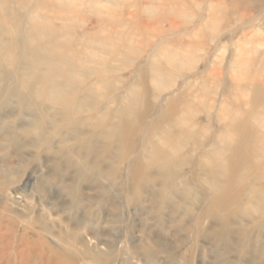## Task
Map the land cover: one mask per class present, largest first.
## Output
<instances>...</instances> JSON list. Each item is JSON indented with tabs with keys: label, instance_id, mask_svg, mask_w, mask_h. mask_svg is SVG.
Wrapping results in <instances>:
<instances>
[{
	"label": "rangeland",
	"instance_id": "374dc122",
	"mask_svg": "<svg viewBox=\"0 0 264 264\" xmlns=\"http://www.w3.org/2000/svg\"><path fill=\"white\" fill-rule=\"evenodd\" d=\"M0 9L22 46L56 30L82 70L55 97L31 57L0 61V264H264V180L210 210L240 124L264 132V0Z\"/></svg>",
	"mask_w": 264,
	"mask_h": 264
},
{
	"label": "bare ground",
	"instance_id": "6f19581e",
	"mask_svg": "<svg viewBox=\"0 0 264 264\" xmlns=\"http://www.w3.org/2000/svg\"><path fill=\"white\" fill-rule=\"evenodd\" d=\"M0 14H3L1 9ZM0 20L7 22V19H3L1 16ZM5 22L3 23L5 24ZM12 30L7 28L0 29V61L8 62L10 65H15L17 69L19 67L27 69L30 66L28 58L31 57L30 59L34 64H36V67L41 72L44 71L43 78H41V84H43L42 91H51L55 97H57V95L61 96V94L67 90L68 85L70 84V79H73L76 76V73H78L77 71H82L80 68H76L77 71L74 70L76 65L73 63L74 61L72 62L70 60L72 59L70 55L71 53L69 54L66 50L68 46H66L67 48L65 47V39H60L56 33V30L53 31V33L50 32L48 35H43L44 32H48L46 29L45 31L43 29L38 31L34 30L33 33L29 35L32 39L30 44L27 43L26 45L24 44V46H22L23 44L20 40V37L16 36L17 34L13 36L12 33H15L16 31L12 32ZM17 32L19 33V31ZM63 47L66 49L63 50ZM75 54L78 53L75 52ZM22 56H24V59H22ZM74 56L76 57V55ZM76 61L78 62L77 59ZM71 64H74L75 66L73 67ZM79 65L77 64L76 67ZM86 67L85 69H87ZM59 76L65 77L67 79L65 80V83L58 82L54 79ZM167 115L177 116L174 112V109L168 112ZM239 129L243 140L240 144H238L237 149H234L233 155L228 160L231 172L228 177L229 180L227 182V188L224 190V193L221 196H217L213 199L210 206V210L212 211L211 214L229 211L230 208L232 209L234 207L233 203H235L236 199L242 196L243 188H241L242 186L239 188L235 185L236 179H248L249 176H253V180H264V159H262V153L264 152V132L260 131L259 128L257 129L256 126L249 125L247 121H243L240 124ZM214 176L218 179L216 183H219L220 176L217 174ZM232 188L238 190V197H232L230 190ZM254 202L255 200L252 199L251 203Z\"/></svg>",
	"mask_w": 264,
	"mask_h": 264
}]
</instances>
